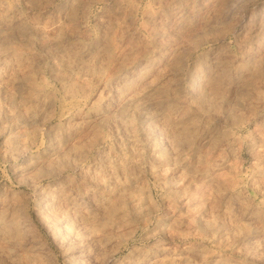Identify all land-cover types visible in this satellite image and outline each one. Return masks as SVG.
<instances>
[{
    "label": "rangeland",
    "instance_id": "374dc122",
    "mask_svg": "<svg viewBox=\"0 0 264 264\" xmlns=\"http://www.w3.org/2000/svg\"><path fill=\"white\" fill-rule=\"evenodd\" d=\"M0 264H264V0H0Z\"/></svg>",
    "mask_w": 264,
    "mask_h": 264
},
{
    "label": "bare ground",
    "instance_id": "6f19581e",
    "mask_svg": "<svg viewBox=\"0 0 264 264\" xmlns=\"http://www.w3.org/2000/svg\"><path fill=\"white\" fill-rule=\"evenodd\" d=\"M139 200H140V199H139ZM139 200H138V201H139ZM136 204H137V203H136ZM138 204H139V202H138ZM137 206H138V205H137ZM137 206H136V207H137ZM136 207H135V208H136ZM136 209H137V208H136ZM139 209H140V208H139ZM139 209H138V212L141 210V209H140V210H139ZM135 212H137V210H136ZM140 213H141V212H140Z\"/></svg>",
    "mask_w": 264,
    "mask_h": 264
}]
</instances>
